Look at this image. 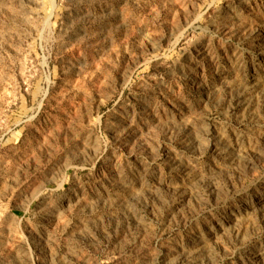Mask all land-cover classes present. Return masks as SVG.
I'll list each match as a JSON object with an SVG mask.
<instances>
[{"label": "rangeland", "instance_id": "1", "mask_svg": "<svg viewBox=\"0 0 264 264\" xmlns=\"http://www.w3.org/2000/svg\"><path fill=\"white\" fill-rule=\"evenodd\" d=\"M0 264H264V0H0Z\"/></svg>", "mask_w": 264, "mask_h": 264}]
</instances>
